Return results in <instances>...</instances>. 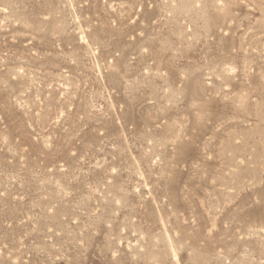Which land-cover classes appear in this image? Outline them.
Segmentation results:
<instances>
[{
	"label": "rangeland",
	"instance_id": "obj_1",
	"mask_svg": "<svg viewBox=\"0 0 264 264\" xmlns=\"http://www.w3.org/2000/svg\"><path fill=\"white\" fill-rule=\"evenodd\" d=\"M0 264H264V0H0Z\"/></svg>",
	"mask_w": 264,
	"mask_h": 264
}]
</instances>
